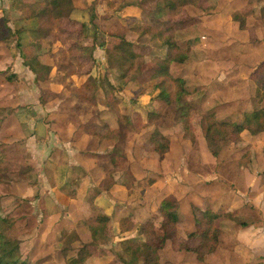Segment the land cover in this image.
<instances>
[{
  "label": "rangeland",
  "instance_id": "374dc122",
  "mask_svg": "<svg viewBox=\"0 0 264 264\" xmlns=\"http://www.w3.org/2000/svg\"><path fill=\"white\" fill-rule=\"evenodd\" d=\"M38 1L0 0V216L23 260L67 264L88 246L92 257L85 264H128L127 243L144 242L142 229L149 221L161 228L160 204L173 196L179 202L177 242L167 241L159 250V264H258L249 252L240 256L231 239L233 227L251 218L245 211L251 207L242 206L240 217L229 215L240 201L237 182L248 190L239 177L264 158V133L245 132L241 142L223 143L215 156L206 129L209 115L241 123L264 107V15L258 14L264 2L211 0L204 10L187 7L163 16L159 8L165 2L156 0H77L65 20L66 33L54 39L31 17L29 7ZM136 24L172 29L190 51L171 73L186 81L192 95L194 141L185 137L172 105L161 120L148 123V113L159 109V91L145 83L153 67L124 75L110 64L116 44L147 58L166 53L163 41L133 29ZM63 52L76 56L83 72L99 81L101 98H119L118 111L102 104L74 110L86 104L62 84L57 68ZM100 120L121 134L90 136L88 125ZM156 130L169 140L164 154L149 143ZM195 208L222 214L216 223L220 247L202 260L186 249L201 243L191 238ZM102 214L111 219L110 235L95 241L91 230L100 226ZM123 226L133 228L123 231Z\"/></svg>",
  "mask_w": 264,
  "mask_h": 264
},
{
  "label": "trees",
  "instance_id": "16d2710c",
  "mask_svg": "<svg viewBox=\"0 0 264 264\" xmlns=\"http://www.w3.org/2000/svg\"><path fill=\"white\" fill-rule=\"evenodd\" d=\"M156 1L165 2V5L158 7L161 15L176 16L187 7H196L204 10L211 0ZM76 2L77 0H39L37 4L30 6L29 9L31 10V17H36L38 23H40L42 33L46 37L55 39L66 33L64 23L75 12ZM257 2H264V0H257ZM261 13L264 15V7L261 9ZM242 28H244V24H242ZM133 29L143 33L155 34L156 37L163 41L166 53H153L147 58L140 51H135L131 47L122 48L120 44H116L113 46L109 58L111 66L118 67L124 75L129 74L137 67L142 70L146 67H153L148 73L145 83L153 85V89L159 91L156 98L159 109L148 113V123H156L161 120L164 111L172 105L176 108L177 120L182 125L185 137L194 141L193 118L197 116V112L196 108L192 106V95L186 88V81L179 77L174 78L171 73L172 65L174 63H185L189 59L190 51L183 49L178 44L174 36H172V29L161 31L157 27L139 26L137 24L133 26ZM118 39L124 40L122 37ZM67 54V52L62 53L57 68L58 73L63 78L62 84L70 90L73 98L82 104H86L84 108H80L81 106L78 105L74 110L80 113L82 110H93L94 106L102 104L113 111H118L119 98L113 94L107 99L101 98L99 81L83 72L84 67L76 56ZM96 112L97 114L99 113L98 111ZM207 120L206 140L215 156L219 154L223 143L228 141L241 142L242 135L245 132H249L252 135L264 133V107H257L253 112L246 114L244 121L241 123L218 122L213 115H209ZM126 121L131 123V119L128 116H126ZM87 129L90 136L98 138L121 134L119 132L120 129L112 131L109 124L102 120L92 122ZM149 143L159 154H164L169 149V140L157 130L152 134ZM112 161L118 167L116 155L112 156ZM246 163H242V165L245 166ZM1 171L0 168V173ZM262 176L264 177V174ZM195 211L196 232L191 235V238L199 239L201 243L192 249L184 248L194 252L198 259L202 260L206 256L215 254L220 247L222 230L217 227L216 223L222 214L215 212L211 208L205 210L196 209ZM159 213L163 219L160 229H157L153 222L149 221L142 229L145 241L142 243L136 241L127 243L128 251L131 254V260L128 264H159L158 252L164 248L165 243L171 241L173 246L176 245L177 226L180 222L178 200L173 196L163 199L159 207ZM233 215L235 213L229 216ZM110 220V217L105 214L100 216L98 219L100 226L93 227L91 230L95 241L100 237L105 238L110 235L108 230ZM3 223H5V219L0 216V264H29L26 260H23L19 243L10 240L6 235ZM124 228L123 226V231H128L133 226L127 229ZM67 251L63 250L65 255H67ZM91 257L92 251L88 246H84L79 249L74 257L68 259L67 264H85Z\"/></svg>",
  "mask_w": 264,
  "mask_h": 264
},
{
  "label": "crops",
  "instance_id": "0c3cea01",
  "mask_svg": "<svg viewBox=\"0 0 264 264\" xmlns=\"http://www.w3.org/2000/svg\"><path fill=\"white\" fill-rule=\"evenodd\" d=\"M258 14L262 15L259 12ZM253 160L254 157L251 158V162ZM244 171L245 176H240L239 178L243 177V185L248 190L243 192L242 185L237 182V187L241 188L239 190L242 198H240L241 196L239 197V204L231 206V212L239 214L240 217L241 207L250 206L251 210L245 211L250 212L251 218L242 220L241 226L234 224L236 227H233L234 232L231 239L235 242L237 253L240 256L249 252L251 254L250 257L254 260L253 262L256 263L255 259H257L261 260L258 264H264V177L262 176L264 174V158L262 156L258 157L257 163L252 165V169H244ZM259 179L261 182H256ZM248 191L249 194H247ZM227 197L231 202L233 201L230 196ZM99 200L101 201L100 198ZM99 200L97 202L101 205L102 202Z\"/></svg>",
  "mask_w": 264,
  "mask_h": 264
}]
</instances>
